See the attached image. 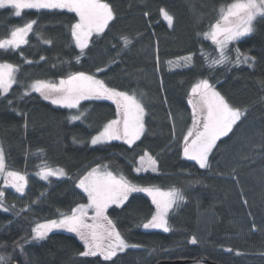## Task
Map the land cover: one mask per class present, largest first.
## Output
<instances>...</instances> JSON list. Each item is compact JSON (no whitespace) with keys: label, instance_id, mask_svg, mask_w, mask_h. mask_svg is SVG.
I'll use <instances>...</instances> for the list:
<instances>
[{"label":"trees","instance_id":"trees-1","mask_svg":"<svg viewBox=\"0 0 264 264\" xmlns=\"http://www.w3.org/2000/svg\"><path fill=\"white\" fill-rule=\"evenodd\" d=\"M102 1L111 7L113 20L91 36L83 53L71 35L77 22L73 12L24 9L17 17L14 8H0V38L37 21L26 45L0 51V62L19 66L17 83L0 95V142L7 170L28 181L23 194L3 189L7 211L0 210V264H264V17L254 20L250 34L229 43V62L210 67V58L219 53L204 34L232 0ZM161 10L173 18L170 27ZM124 38L131 43L126 46ZM238 54L241 61L250 59L237 65ZM187 56V66H177L178 58ZM80 71L135 95L143 105L145 131L134 144L89 143L117 116L109 100H82L69 109L37 92L24 95L32 81ZM201 79L243 113L217 141L208 169L182 155L183 137L193 126L191 89ZM81 113L86 118L70 119ZM146 153L157 172L137 174V160ZM99 164L137 186L179 189L185 200L169 212L172 231L143 229L154 206L137 192L107 209L126 242L137 246L111 261L80 256L84 244L71 232L56 230L31 241L33 225L69 214L86 201L76 185L79 173ZM48 165L62 168L65 177L44 181L35 175ZM193 237L196 244L190 243Z\"/></svg>","mask_w":264,"mask_h":264},{"label":"snow or ice","instance_id":"snow-or-ice-1","mask_svg":"<svg viewBox=\"0 0 264 264\" xmlns=\"http://www.w3.org/2000/svg\"><path fill=\"white\" fill-rule=\"evenodd\" d=\"M11 5L15 9V15L21 16L24 9H68L75 12L79 20L71 25V35L76 46L81 50L88 47L89 37L93 32L100 33L113 20L111 7L102 0H0V8ZM162 16L169 26L173 18L167 12L161 10ZM257 16L264 17V0H232L226 8L221 9V15L217 21L210 25V30L204 35L210 38L218 49V58H210L209 66L214 67L229 62L227 46L230 42L250 34L252 23ZM37 21L31 20L23 26L15 27L7 38H0V51L18 50L28 43L27 37L33 32ZM49 44L51 41L43 40ZM124 38V44H130ZM23 56V53H20ZM44 59V57H41ZM78 59V58H77ZM250 58L237 55L236 64L247 63ZM191 56L178 58L177 66H187L186 62ZM31 64L32 61L25 60ZM169 61V64H172ZM19 66L7 61L0 62V95L7 94L12 85L17 83L16 74ZM103 69H97L102 72ZM30 90L39 93L45 100H51L54 105L66 106L69 109L78 108L82 100L108 99L116 104L117 118L108 121L103 130L91 138V144H103L112 140H124L128 145L134 144L145 131V109L135 95L109 87L104 80L98 79L95 74L86 72H73L56 81L36 80L30 85ZM26 90L24 95H28ZM191 99L188 101L192 107L193 126L188 129L183 137V156L195 161L201 169L210 167L209 155L216 146L217 141L226 136L233 126L241 120L243 113L238 108L231 107L225 98L215 90L208 79H201L191 89ZM12 102L9 101V104ZM86 118L83 113L70 117L71 120ZM26 126V125H25ZM141 157V164H144ZM156 161L150 158L144 171L151 169L156 171ZM136 172L141 168L137 167ZM43 180L49 177H63V169L41 167L37 173ZM0 176L4 177L5 185L11 186L16 193H25L28 183L26 175L7 170L5 153L0 146ZM79 188L87 194V204L77 205L71 209V214H61L59 219L46 220L37 223L32 228L33 240H44L53 230L65 229L76 233L83 242L85 250L79 253L82 257H96L99 255L105 261H111L118 253L125 251L129 245L115 223L106 215L110 205H122L131 194L137 192L147 193L155 205V214L146 223L144 229H161L167 233L172 231L168 223L169 210L178 206L185 200L183 193L176 188L162 190L159 187H140L132 184L123 175L117 177L111 171L101 170V166L93 168L87 175L80 179ZM4 192L0 191V210L7 211L3 207ZM93 215L88 222V211ZM196 244L193 237L190 241ZM231 251V249H229ZM239 254V253H237ZM3 257H0V261Z\"/></svg>","mask_w":264,"mask_h":264},{"label":"rangeland","instance_id":"rangeland-1","mask_svg":"<svg viewBox=\"0 0 264 264\" xmlns=\"http://www.w3.org/2000/svg\"><path fill=\"white\" fill-rule=\"evenodd\" d=\"M102 2H104V1H102ZM105 3V2H104ZM6 6H10L11 7V5H6ZM223 8H226V6H223V7H221L220 8V10H219V17H220V15H221V9H223ZM60 10H66V11H69L68 9H60ZM71 12V11H70ZM74 14H76L75 12H73ZM76 16H77V21L79 20V17H78V15L76 14ZM258 17V16H257ZM256 17V18H257ZM255 18V19H256ZM254 19V20H255ZM163 20H164V22L169 26V24H168V22H167V20L163 17ZM253 24H254V21H253V23H252V28H253ZM170 27V26H169ZM94 34H96V32H93V34L92 35H94ZM91 35V36H92ZM91 36L89 37V40H90V38H91ZM74 39V38H73ZM209 40L213 43V41L209 38ZM74 42H75V40H74ZM232 42H234V41H232ZM89 43V42H88ZM214 44V43H213ZM76 45V44H75ZM215 45V44H214ZM216 46V45H215ZM217 47V46H216ZM186 64H188V62H186ZM98 78V77H97ZM98 79H100V78H98ZM59 80V79H58ZM58 80H55L56 82H58ZM36 81V80H35ZM34 81H32L30 84H29V86H28V88H27V91H28V93L30 94V93H32L33 91H31L30 90V85L33 83ZM39 94V93H38ZM192 97L190 96V99H191ZM106 100H108V99H106ZM48 101H50L51 102V100H48ZM109 101H111V102H113L114 104H115V102L114 101H112V100H109ZM59 106H62V105H59ZM115 106H116V104H115ZM190 107H191V104H190ZM232 107V106H231ZM191 110H192V107H191ZM117 118V116L114 118V119H116ZM98 134V133H97ZM97 134H95V135H93V136H96ZM92 136V137H93ZM91 137V138H92ZM120 141H123L124 143H126L124 140H120ZM89 143L91 144V139L89 140ZM127 144V143H126ZM92 145V144H91ZM0 146H1V142H0ZM182 155H183V151H182ZM143 158H144V161H145V163L144 164H141V157L137 160V163H136V166H135V168H134V172L135 173H137V174H140V173H146V172H151V173H155V172H157V170L156 171H152L151 169H149L148 171H144V168L145 167H147V161L151 158L147 153L146 154H144L143 156H142ZM184 157V156H183ZM184 158H186V157H184ZM186 159H188V158H186ZM195 162V161H194ZM196 163V162H195ZM197 164V163H196ZM198 165V164H197ZM98 165H95V166H93V167H91V168H89V169H87V170H84V171H81L80 173H79V180H78V182H77V187L79 188V186H78V184H79V181H80V179L81 178H83L85 175H87V173H89L93 168H96ZM99 166H101V170L103 171V170H107L106 169V167H104L103 165H100L99 164ZM155 167H156V164L154 165ZM199 166V165H198ZM42 167H44V166H42ZM46 167H50V168H52V169H62V168H60V167H57V166H50V165H48V166H46ZM137 167H139V168H141V171L140 172H136L135 171V169L137 168ZM40 170H41V167L40 168H38L37 169V171H36V173H35V175L37 176V177H39L41 180H43L39 175H37V173H39L40 172ZM108 171V170H107ZM21 173V172H20ZM23 174V173H22ZM114 175H116L117 177H119L120 175L119 174H115V173H113ZM65 177V175L63 176V177H49V180H47V181H50V180H52L53 178L54 179H62V178H64ZM45 181V180H44ZM141 187V186H140ZM4 188H9V189H11V190H14L15 191V189L14 188H12L11 186H7V185H5V182H4V177L3 176H0V191H3L4 192ZM84 194H85V197H86V201L84 202V203H82V204H87L88 203V200H87V194L83 191V189H81V188H79ZM161 189V188H160ZM162 190H169V189H162ZM142 193H144V192H142ZM144 194H146L147 196H148V194L147 193H144ZM149 197V199L151 200V197L150 196H148ZM4 202V198H3V200H2V203ZM151 202H152V200H151ZM153 204V203H152ZM80 205V204H79ZM113 205H115V204H113ZM113 205H110V206H113ZM109 206V207H110ZM153 206H154V212H153V214H155V211H156V208H155V205L153 204ZM171 210V209H170ZM170 210H169V212H170ZM69 214H71V213H69ZM93 215V212L91 211V210H89L88 211V217H89V220H88V222L89 223H91L92 221H91V219H90V217ZM60 217H58V218H56V219H59ZM51 220V219H50ZM42 222H44V221H42ZM42 222H39V223H42ZM37 224V223H36ZM35 225H33V227H34ZM32 227V228H33ZM144 229V228H143ZM58 230H62V231H66V232H68L67 230H65V229H58ZM144 230H160V231H163V230H161V229H144ZM53 231H56V230H53ZM52 231V232H53ZM72 233V232H71ZM75 234V236H77V234L76 233H74ZM32 237H33V233H32ZM78 237V236H77ZM79 238V237H78ZM31 241H35V242H40V241H42V240H33V239H31Z\"/></svg>","mask_w":264,"mask_h":264},{"label":"water","instance_id":"water-1","mask_svg":"<svg viewBox=\"0 0 264 264\" xmlns=\"http://www.w3.org/2000/svg\"><path fill=\"white\" fill-rule=\"evenodd\" d=\"M178 263H182V262H172L171 264H178ZM211 264H215V263H211Z\"/></svg>","mask_w":264,"mask_h":264},{"label":"bare ground","instance_id":"bare-ground-1","mask_svg":"<svg viewBox=\"0 0 264 264\" xmlns=\"http://www.w3.org/2000/svg\"><path fill=\"white\" fill-rule=\"evenodd\" d=\"M58 218V217H57ZM54 219H56V218H54Z\"/></svg>","mask_w":264,"mask_h":264}]
</instances>
